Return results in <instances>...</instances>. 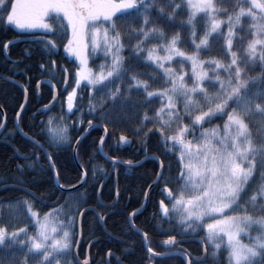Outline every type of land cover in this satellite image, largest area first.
Masks as SVG:
<instances>
[{
  "label": "snow or ice",
  "instance_id": "6c2138e0",
  "mask_svg": "<svg viewBox=\"0 0 264 264\" xmlns=\"http://www.w3.org/2000/svg\"><path fill=\"white\" fill-rule=\"evenodd\" d=\"M184 8L190 10L187 19L178 21L177 16ZM153 11L156 18L165 20L169 25L178 24L180 28L189 30L188 43L193 49L191 52L182 49L179 31L168 35L163 28L157 26ZM197 13L201 14L199 18ZM217 15L226 17V20L217 19ZM133 20L140 21L138 28L132 27ZM244 20L251 21L248 34L252 38L246 45H242L245 53L242 60L238 51L233 50V45L234 39H244L234 34L237 26L241 31L244 30ZM118 22L127 25L131 35L139 37L131 45L127 58L122 54L125 50V33ZM198 23L202 25L200 35H197ZM0 24L15 25L18 29L26 30L44 29L57 37L65 35L70 29L71 37L63 47L79 61L74 71V84L77 87L81 81H87L85 87L92 86L97 91L107 89L108 97L115 104L119 99L126 100V97H122L118 84L114 89L109 85L127 76L130 83L125 89L126 93L135 88L143 93L146 102L160 101L161 106L155 110L160 141L166 151H170L169 142L171 147L178 148V168L174 177L165 175L166 170L161 162L160 170L149 187L153 190L159 188L160 194L169 201L172 212L178 217L177 224L184 234H194L196 228L206 229L202 240L206 239L212 244L213 257L221 248V244L216 243L219 240L226 241L229 264H264V87H249L250 81L255 84L257 80H264V0H234L231 12L226 8H217L216 0H167L166 5L158 3V0H0ZM222 24L227 28L226 33L220 30ZM149 39H157L161 43L144 49L143 45ZM218 39L224 41L221 48L228 57L227 63L215 57L201 58V53L211 52L212 41ZM9 43L14 41L4 44L5 52ZM39 43L48 55L57 54L54 41L41 39ZM258 49L261 72L259 76H248L249 65L255 63ZM144 51L147 52L146 56L141 55ZM160 51L165 54L160 55ZM90 53L93 56L102 53L110 63H101L98 66L100 71L93 73L88 68ZM128 59L154 67L161 73L162 84L154 87L157 77L152 73L148 74V79H144L142 74L131 72L127 67ZM173 61L180 65L178 69L171 67ZM184 63L190 64V73L184 72ZM206 64L213 69L212 75L205 70ZM51 65L54 71L55 61H51ZM61 71L67 73L63 66ZM220 72L225 73L224 78H221ZM186 77L191 81L190 85L186 82ZM209 87L215 91L210 92ZM75 98L76 87H73L67 96L69 113L73 110ZM55 99L53 96V100ZM80 99L83 100V97ZM94 99L90 92V113L96 111ZM100 106L103 109V103ZM44 108L51 111L48 105ZM77 112L80 116L83 115L79 108ZM255 115L260 117L256 135L251 127L252 117ZM185 116L188 123H183ZM224 117L226 120L222 129L221 126L204 127L214 119ZM56 119L54 127L51 116L42 122L39 135L43 143L35 135H23L48 159L57 187L62 191H71L60 185L59 173H55L52 162L53 153L71 146L69 125L64 122L63 116ZM150 119L145 113L143 120ZM80 123L83 120L78 117L76 125ZM87 123L89 128L93 127L92 121ZM4 127L5 124L0 122V129ZM165 129L169 130L168 134H165ZM87 131L85 128L84 133ZM104 132L107 135L106 127ZM84 133L77 136V144ZM119 141L129 143L124 135L119 137ZM103 143L104 136H101L100 151L103 150ZM49 148L53 151L49 152ZM31 156H37L38 159L37 152H33ZM30 158L24 157L26 160ZM110 159L114 162V158ZM95 173L96 166L93 165V177ZM79 175V183L83 186L89 177L86 171H81ZM170 183L175 184V192L168 187ZM19 190L28 191L24 188ZM29 195L34 194L29 191ZM165 199H160L157 203L162 216L171 223L173 216L169 215ZM40 203L43 205L44 201L41 200ZM8 208L11 210L9 214L17 222L24 223L22 217H26L37 228L35 235L29 234L26 223L23 227L13 225L10 231L8 224L3 222V205H0V250L15 246L23 256L19 261L6 260L0 256V264H29L30 259L34 264H61L63 257H72L65 259L64 264H89L88 258L81 261L79 252L76 251L79 245L77 237L81 234L79 220L82 213L79 205L73 208L66 201L41 214L28 199L17 198ZM250 209L257 214H251ZM52 214L65 217L66 222H60L62 231L59 238L53 235L57 230L49 228ZM135 214L133 212L130 215ZM97 216L103 219L99 213ZM205 218L210 222L204 224ZM252 225L258 226V234L249 235L250 243H241L238 238L240 233H247ZM142 235L145 237L147 251L152 253L153 249L147 246V233ZM175 242V236H169L163 243L174 245ZM108 255L111 256L112 253L109 252ZM196 264L202 262L196 260Z\"/></svg>",
  "mask_w": 264,
  "mask_h": 264
},
{
  "label": "trees",
  "instance_id": "16d2710c",
  "mask_svg": "<svg viewBox=\"0 0 264 264\" xmlns=\"http://www.w3.org/2000/svg\"><path fill=\"white\" fill-rule=\"evenodd\" d=\"M158 3L166 5L167 0H158ZM217 8L227 9L232 11L234 0H216ZM167 11V8H166ZM189 9L184 8L177 16V20H186ZM153 18L156 20L157 26L163 28V30L171 35L174 31H179L182 38V49L191 52L192 46L188 43L189 30L187 28H180L178 24L169 25L165 20L156 18L155 11H153ZM199 18V16H198ZM217 19L226 20V17L217 15ZM251 23L250 20L242 21L244 30L241 31L237 26L234 29L235 36L243 37V41H236L234 39L233 50L238 51V55L243 60L245 53L242 45H246L247 41L252 37L248 34V27ZM120 28L125 33V50L122 53L126 58L129 56L131 45L135 44L139 37L133 36L128 30V26L120 22ZM140 24L139 20L131 21L133 28H138ZM201 24H197V35H200ZM151 27V25H149ZM221 31L227 32L225 25H221ZM19 29L14 25L0 24V74L14 78L20 82L28 91V103L21 114L20 126L25 133L29 136L35 135L36 139H41L40 131L36 127L38 119L33 116L36 110L35 99L36 90L35 83L43 78L39 75V71H33L35 68L28 64L26 59L23 62H19L20 59H25V53L20 52L19 42L15 40L19 37ZM63 40L69 38L68 33L60 36ZM14 41V43L8 44L7 52H5L4 44ZM198 42V41H197ZM223 39L213 40L211 43V52L201 53V58L208 59L209 57H215L222 62L227 63L228 57L223 54L221 45ZM161 41L157 39H149L144 43V49H147L153 45L160 44ZM58 52L61 54L62 49L58 47ZM160 55L165 53L160 51ZM142 56H146L147 52L141 53ZM259 49L255 63L250 64L248 68V76H259L261 72L259 61ZM14 58L15 61H9V58ZM100 61L107 65L110 63L109 59L103 58L101 60L92 61L93 65L97 68L99 65L95 63ZM72 66L74 64L72 63ZM167 66V65H166ZM243 66V65H242ZM127 67L133 73L142 74V78L148 79V74L152 73L157 77L154 87H159L162 84L161 73L154 67L147 66L145 63L137 61L135 59L127 60ZM171 67L178 69L180 67L176 61H173ZM205 70L212 75L213 69L207 64L204 66ZM184 72L190 73V64H183ZM27 70V75H19L18 70ZM221 78L225 77V73L220 72ZM58 82V78H54ZM65 77H62V82ZM152 83V81H149ZM186 82L190 85L191 81ZM130 81L127 76H124L121 80L115 81L111 88H115L118 84L121 88L122 97L125 99H119L113 104L108 97L107 89L97 91L92 86L87 87L83 92V100L79 104V109L83 113L84 125L79 128L76 125V121L79 117V113L69 114L62 111L55 106L53 118V127L57 123V119L60 116L64 117V122L69 125L68 134L71 138V146L64 147L58 152L53 153V160L59 173V183L65 188H69L78 184L80 180L79 173L81 172L78 165L74 161L73 145L77 136L84 132V129L88 125V121L92 123L103 124L107 130L108 135L104 142V151L114 158L130 159L129 149H135V155L133 159L136 160L144 155H155L163 163L165 175L174 177L177 172V147H171L169 142L170 151L165 150V146L160 141L159 136V124L155 122V110L158 109L160 101L152 100L146 102L142 92L137 91L135 88L131 92L126 93L125 89L128 87ZM99 87V86H97ZM249 87L252 89L264 87V80H257L255 84L249 82ZM211 90H215L209 87ZM95 97L93 104L96 106V111L89 112L88 109V97L89 93ZM25 100L24 89L16 83L6 80L0 76V106L5 112L6 127L0 136V205H3V222L7 223L9 230L11 231L13 225L15 227H23L27 224V231L34 234L37 225L30 220L24 219V223H19L9 213L10 209L8 205L17 200V198H26L32 204L33 208L38 210L41 214L49 212L50 209L56 207L58 204H64L66 201L71 204L73 208L77 205L80 206L81 213L88 209L82 218V241L79 246V258H86L87 250L89 249L91 264H107V256L109 252H114L116 256L110 257L111 264H148L154 262V264H186L185 259L182 256L173 257H157L151 259L150 253L147 251L142 236L133 228L130 223V214L143 206L144 192L153 182L157 172L160 170L159 162L155 159H149L144 164L136 167V183L137 197H132L133 181L131 178L132 169L130 167H124L120 164H114L107 161L99 151V138L103 135V130L94 128L90 131L88 136L80 143L78 147V159L87 172L88 181L80 189L73 192H67L60 190L54 180V174L51 171L48 164L44 170L43 165H37L35 161H30L22 158L23 155H31L33 152L39 153L35 149L31 142L22 136L16 128V116L19 112L23 102ZM101 103L104 107L101 109ZM147 113L151 119L144 121L143 116ZM78 115V116H77ZM69 118L73 120L71 124ZM226 120L214 119L211 124H205V128L213 126H221ZM4 121L3 113L0 110V122ZM252 131L253 134H257V129L260 122L259 115L252 117ZM188 118L185 116L183 123H188ZM42 127V126H41ZM11 133V135H9ZM169 130L165 129V134H168ZM125 135L132 138L135 142L132 148L122 149L119 147L114 149V144L119 139V136ZM199 136V132H197ZM42 142V139H41ZM31 164V167L25 165ZM96 166V173L93 177L92 166ZM20 166V167H18ZM113 168H117V171H113ZM36 170H40L38 177H35ZM107 180V181H105ZM105 182V183H104ZM104 183V184H103ZM103 187L101 188V185ZM168 187L172 188L175 192V184L170 183ZM20 188L27 189L28 191H21ZM101 188V190H100ZM158 188L152 190L150 194V202L146 209L133 217L134 224L140 228L143 232L147 233L149 247L154 251L163 250L161 241L167 239L169 236H175L177 239L188 238L191 236L205 237V231L200 229L198 232L184 234L177 224L178 217L172 212L171 204L169 205V215L173 216V220L169 223L168 218L162 217L158 207ZM29 191L34 195H29ZM118 193V198L117 194ZM44 203L41 205L40 201ZM100 201L105 204H112L113 206L108 208L101 205ZM93 208V209H92ZM23 212V209H21ZM97 213L103 217L99 219ZM255 215L257 213L251 212ZM239 214V213H237ZM53 215V214H52ZM51 215V216H52ZM62 217L61 215H59ZM163 229V230H162ZM22 238V237H21ZM78 239V237H77ZM187 245L193 246V251L201 250L200 243L197 241L189 242ZM207 245H212L207 242ZM0 256L4 259H15L19 261L23 259L22 254L14 246L12 249L0 250ZM66 259H72V257H66ZM122 261V263L120 262ZM228 252L226 248L218 251L215 257H210L202 264H228ZM29 264H34L33 260H29ZM196 264V263H193Z\"/></svg>",
  "mask_w": 264,
  "mask_h": 264
},
{
  "label": "flooded vegetation",
  "instance_id": "af4514ba",
  "mask_svg": "<svg viewBox=\"0 0 264 264\" xmlns=\"http://www.w3.org/2000/svg\"><path fill=\"white\" fill-rule=\"evenodd\" d=\"M19 32H20V34H23V35H20L15 40H18V42H19V50H20L19 53L24 52L25 56H26L25 59H20L19 58V62H23L26 59H28L27 60L28 64H30L31 66L35 67L33 69V71H39V75L43 76V78H41L40 80H38L35 83V90H36L37 84L42 79L47 78V79L52 80L53 83L55 84V86L57 87V90H58V100H57V103H56L55 106H57V108H60L61 110L63 109L64 112L69 113L67 111V96H68V93L72 91V88L76 87V98L74 100V107H73L72 112L69 113L71 115L75 114V112L77 111V108H79V104L81 102V99H80L81 96H82L81 92H83L87 88V87H85L87 82L86 81H81V84L78 87L74 84V71H75L76 67L79 64V61L75 60V58L72 57L71 54H69L63 47V45L67 43V39L68 38L63 40L60 36H58V37L57 36H53V35H51L50 33H48L44 29H37V30H32V31H26V30L19 29ZM66 33H68V37L70 38L71 30L68 29ZM41 39H49L51 41H54L57 49H58V47H59V49L61 47V49H62L61 54L59 52H57V54L48 55L44 51L43 46L39 43V40H41ZM99 58H97L96 60H98ZM9 61L12 62V61H15V60H14V58L10 57ZM51 61H55V69H54V71L52 69ZM72 63L74 64V66H72ZM41 65H43V68H41ZM61 66H63L64 68L67 69V73H64L63 71H61ZM18 72H19V75L29 76V75H27L28 72L25 69H19ZM55 77L58 78V82L55 81V79H54ZM62 77H66V80L64 79L63 82H62ZM88 87H90V86H88ZM53 94H54V92H53L52 87L49 86V85H45V84L42 85V87L40 89V96H38L37 93H36V99H35V106H36L35 108H36V110H35V113L33 114V116L38 119V123L36 124V127L38 128L39 131H40L41 126H43L42 122L47 121L49 116L53 117L52 115L54 114L55 106L48 113H44V112L40 111V109L43 106L48 105L51 102V100L53 99ZM3 116H4V114H3ZM79 118L83 120V123H81L78 127L82 128V126L84 125V117H83V115L82 116L79 115ZM68 120H69V122L71 124L73 123V120H71V118H69ZM86 128H88V125L86 126ZM42 143H43V140H42ZM75 143H76V141H75ZM75 143H74V145H75ZM134 144H135V142L133 140V145L131 147H128V146L124 147V146H122L120 144L119 139H118L117 142H115V144H114V149L117 150L119 147H121L122 149L132 148L134 146ZM74 145H73V148H74ZM48 151L52 152L53 150L51 148H49ZM128 153L130 154V159L129 160L119 159V158H115V159L122 160V161H124L126 163H128L129 161L131 163H138L141 160H143L144 158H146L147 156H152V155H144L141 158H138V159L134 160L133 156L136 153L135 149H129ZM21 156H22V158H24L25 156H30L31 158L28 159V160L35 161L37 163V165H40V164L43 165L42 170L45 169L46 164L49 165V161H48L47 158H45L43 152H39L38 153V159H37V156L23 155V154H21ZM53 156L54 155H52V162L54 163ZM111 157H113V156H111ZM144 163H142V164H144ZM54 165H55V163H54ZM121 166H124V165H121ZM49 167H50V165H49ZM124 167H128V166H124ZM136 167H138V166H136ZM136 167H130L132 169L131 178H132V181H133V185H131L132 186L131 188H132V197L133 198L137 197V189H136L137 186L135 185V183H136V173H135V170H134ZM55 168H56V166H55ZM50 169L53 172L51 167H50ZM113 171H117V168H113ZM39 174H40V170H36L35 177L37 178ZM53 174H54V172H53ZM54 180H55V178H54ZM102 187H103V185H101V188ZM160 187H163V185H161ZM101 188H100V190H101ZM148 188L144 192V203L146 201L145 193H147ZM116 194L118 196L117 192H116ZM157 196H158V201L160 199H165L160 194L159 190L157 192ZM149 202H150V195H149ZM168 202L169 201L167 199H165V203L168 204ZM100 203H101L102 206L108 207V208H110L109 206L112 205V204L102 203V201H100ZM148 205H149V203H148ZM168 207H169V205H168ZM89 209H91V208H89ZM158 214H160L162 216L161 212H158ZM50 218H51V216H50ZM194 237H200V236H191V237H188V238H194ZM188 238H181V239H177L176 238L177 243L175 245H173V246H170V247H165L163 245V241H166L168 238L165 239V240H162L160 243H161V245L163 246L164 249L161 250V251H154V253H156V254H171V255H169V256H167V255L166 256L165 255H162V256H151V257L149 256V257L151 259H154V258H157V257L182 256L185 259L186 264H187V260H186V257L184 256V254L188 255L190 257L191 264L196 263V260L193 257H197L199 259L204 258L203 260H200L202 263L205 262L206 260H208L210 257H213L212 256L213 247H212V245H207V242H208L207 240H205V248L207 249L206 255H205V250H204V247L202 246V244L200 243V246H201L200 249L201 250H199V251H197V253H195L193 251V248H192L193 246L187 245L189 242L185 241ZM191 242H193V241H191ZM223 248H226V247L225 246H221L220 250L223 249ZM88 252H89V249L87 250V254H88ZM80 259L82 260L84 258H80ZM148 264H152V263L150 262ZM153 264H154V262H153Z\"/></svg>",
  "mask_w": 264,
  "mask_h": 264
},
{
  "label": "water",
  "instance_id": "95a60500",
  "mask_svg": "<svg viewBox=\"0 0 264 264\" xmlns=\"http://www.w3.org/2000/svg\"><path fill=\"white\" fill-rule=\"evenodd\" d=\"M0 76L2 77V78H4V79H6V80H9V81H11V82H13V83H16V84H19L23 89H24V91H25V87L21 84V83H19L18 81H16L14 78H12V77H9V76H6V75H4V74H0ZM49 85V86H51L52 87V89H53V92H54V94H53V96H55L56 97V99L55 100H51V102L48 104V106L52 109L55 105H56V103H57V100H58V90H57V87L55 86V84L53 83V81L52 80H50V79H47V78H45V79H42L41 81H39V83L37 84V87H36V93H37V95L38 96H40V89H41V87H42V85ZM28 98H29V96H28V91H27V89H26V91H25V100H24V102H23V104H22V106H21V108H20V110H19V117H17L16 116V121H15V123H16V128H17V124H18V126H19V128H17V130L19 131V133L22 135V136H24L23 135V133H25L24 131H23V129L21 128V126H20V123H19V121H20V117H21V114L23 113V111H24V109H25V107H26V105H27V103H28ZM0 110L3 112V114H4V121H3V123L5 124V127H6V116H5V112H4V110L2 109V107L0 106ZM40 111L41 112H44V113H48L49 111H47L45 108H44V106L40 109ZM5 127L3 128V129H0V136H1V134L3 133V131H4V129H5ZM94 128H99V129H102L103 130V135L102 136H104V142H105V140H106V138H107V135H108V130H107V135H105V132H104V129H105V126L103 125V124H98V123H96V124H93V127H91V128H87L88 129V131L86 132V133H84V135L81 137V139H80V143L88 136V134L90 133V131L92 130V129H94ZM125 136V135H124ZM25 137V136H24ZM120 137V136H119ZM127 137V136H126ZM26 138V137H25ZM128 138V141H129V143H121L120 141V144L122 145V146H124V147H126V146H128V147H131L132 145H133V140L131 139V138H129V137H127ZM80 143L79 144H75V146H74V150H73V155H74V158H75V162H76V164L78 165V167H79V169H80V171H85L84 170V168L82 167L81 168V163H80V161H79V159H78V154H77V152H78V147H79V145H80ZM103 145H104V143H103ZM102 151H100V144H99V151H100V153H101V155L107 160V161H109V162H112V163H114V164H121V165H124V166H129V167H136V166H139V165H141L142 163H144L146 160H148V159H155L156 158V156H147L146 158H144L143 160H141L140 162H138V163H126V162H124V161H122V160H119V159H115L114 158V162H113V159H110V158H112V157H110L109 155H107L106 153H105V151H104V148H103V146H102ZM157 160V159H156ZM158 162H159V165L161 164V160L160 159H158L157 160ZM163 164V163H162ZM163 168H164V166H163ZM53 170V169H52ZM54 172V171H53ZM55 173H57V170H56V168H55ZM54 178H55V175H54ZM105 181H107V180H105ZM55 182H56V185H57V181H56V179H55ZM105 183V182H104ZM103 183V184H104ZM102 184V185H103ZM82 186L80 185V183L79 184H77V185H75V186H73V187H71V188H65V187H63L64 189H71V191H67V192H73V191H75V190H77V189H80ZM60 189V188H59ZM61 190V189H60ZM153 189L152 188H148V190H147V196H146V201H145V204L143 205V207H141L140 209H138L137 211H135V213L136 214H138V213H140V212H142V211H144L145 209H146V207H147V205H148V203H149V195H150V193H151V191H152ZM117 198H118V196H117ZM106 206V205H105ZM113 205H110L109 207H112ZM87 210H89V209H86L85 211H83L82 212V214H81V216H80V220H79V228H80V232H81V234L79 235V245H80V243H81V240H82V217H83V215L85 214V212L87 211ZM135 214V215H136ZM133 215H130V218H129V220L131 221V225L133 226V228L137 231V229L139 230V231H137L142 237H143V240H144V243H145V237L142 235V233H145V232H143L140 228H138L135 224H134V221H133ZM186 242H188V241H198L199 243H201L202 244V246L204 247V250L206 249L205 248V242H204V240H202V238H199V237H194V238H188V239H186L185 240ZM164 242V241H163ZM177 243V241L175 242V244ZM174 244V245H175ZM79 245H78V247H79ZM163 245L165 246V247H170V246H173V245H165L164 243H163ZM147 246L149 247V242H148V237H147ZM78 247L76 248V251H78ZM112 253V252H111ZM115 254L114 253H112V255L111 256H114ZM162 255H167V256H169V255H171V254H156V253H154V252H152V253H150V257L151 256H162ZM205 255H206V251H205ZM184 256L186 257V260H187V264H189V260H191L190 259V257L188 256V255H185L184 254ZM87 258H88V261H89V264H90V257H89V255L87 256ZM195 260H203L204 258H202V259H199V258H197V257H193ZM107 264H111L110 263V256L108 255V258H107Z\"/></svg>",
  "mask_w": 264,
  "mask_h": 264
},
{
  "label": "rangeland",
  "instance_id": "374dc122",
  "mask_svg": "<svg viewBox=\"0 0 264 264\" xmlns=\"http://www.w3.org/2000/svg\"><path fill=\"white\" fill-rule=\"evenodd\" d=\"M201 14L200 13H197V17L200 16ZM66 23V22H65ZM15 26V25H14ZM18 29V28H17ZM21 30H26V29H21ZM32 30H37V29H31V30H26V31H32ZM70 37H71V34H70ZM101 57V59L105 58L104 55L102 53H97L95 56H93L91 53L89 54V59H88V68L91 69V71L93 73H97L100 71L99 67L95 68L96 66L93 65V62L92 61H96L97 58ZM101 59H98V60H101ZM96 65H100V61H97L95 63ZM87 82V81H86ZM210 92H214L215 90H211L209 89ZM214 127V126H213ZM211 128V127H210ZM222 129V127H221ZM199 137V136H198ZM62 216V215H61ZM61 221H65V217L62 216H58L56 214H53L52 217L50 218V224H49V228H55L57 231L56 233H54L53 235L56 236V238H59V235L62 231V225H61ZM210 220L208 218H205L203 223L204 224H207L209 223ZM201 228H196V232H198ZM205 230V233H206V229H203ZM36 232V230H35ZM31 235H35L36 233L32 234V233H29ZM258 234V226L257 225H252L248 230H247V233H240L239 235V239L241 241V243L243 244H248L250 243L249 241V235L251 236H256ZM23 238V237H22ZM49 243H51V240H49ZM216 243H220L221 246H225L226 247V241H216ZM66 259V257H63L61 258V264H64V260Z\"/></svg>",
  "mask_w": 264,
  "mask_h": 264
}]
</instances>
